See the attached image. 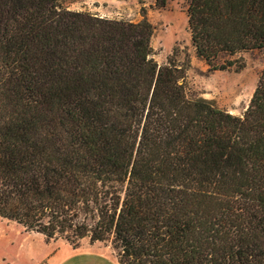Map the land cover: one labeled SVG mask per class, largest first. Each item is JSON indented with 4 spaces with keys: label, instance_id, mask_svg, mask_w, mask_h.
<instances>
[{
    "label": "trees",
    "instance_id": "1",
    "mask_svg": "<svg viewBox=\"0 0 264 264\" xmlns=\"http://www.w3.org/2000/svg\"><path fill=\"white\" fill-rule=\"evenodd\" d=\"M168 0H155L158 8ZM137 23L0 0V217L119 264H264V67L242 116L190 100ZM210 70L264 49V0H189Z\"/></svg>",
    "mask_w": 264,
    "mask_h": 264
},
{
    "label": "rangeland",
    "instance_id": "2",
    "mask_svg": "<svg viewBox=\"0 0 264 264\" xmlns=\"http://www.w3.org/2000/svg\"><path fill=\"white\" fill-rule=\"evenodd\" d=\"M189 0H168L166 7L158 8L155 0H60L61 5L71 11L88 12L101 18L137 23L142 19V11L153 28L151 46L153 59L160 66L177 50L175 57L179 65L188 58L185 79L186 96L190 100L199 98L213 102L217 107L234 116H242L264 67V49L240 52L227 59L242 62L244 67L235 71L210 70L202 59L196 56L191 45L187 26L186 9ZM17 225L0 223V250L7 251L16 259L23 258L32 264L33 260H43V264H116V252L111 241L100 242V246H89L88 238L78 249H72L65 241L46 244L39 234L20 235ZM63 240V239H62ZM108 247V248H106ZM110 250V251H109ZM100 252L103 257L98 254Z\"/></svg>",
    "mask_w": 264,
    "mask_h": 264
},
{
    "label": "crops",
    "instance_id": "3",
    "mask_svg": "<svg viewBox=\"0 0 264 264\" xmlns=\"http://www.w3.org/2000/svg\"><path fill=\"white\" fill-rule=\"evenodd\" d=\"M4 221H6V222H10V223H12V224H15V225H17L18 226V228L19 229H16V231L17 232H19V234L20 235H25V237L27 236V235H30V234H39V233H35V232H27V231H25L24 230V228L21 226V225H19V224H17V223H15V222H13V221H10V220H7V219H4V218H1L0 217V223L1 222H4ZM39 235H41V234H39ZM42 236V238H43V241H44V243H46V244H50V243H55L56 241H58V240H61V241H64V240H62V239H57V240H53V241H50V242H46L45 241V238H44V236L43 235H41ZM66 242V241H65ZM67 243V242H66ZM85 242H83L82 241V243H81V245L82 244H84ZM89 246H92V247H94V246H100V244H102V243H100V242H94V243H90V242H86ZM72 249H78L79 247H77V248H73L69 243H67ZM106 248H108V247H106ZM6 250V249H5ZM2 251V250H0V264H29L28 263V259H27V257L26 258H23V255H22V253L21 254H19L18 256L16 255V259L15 258H12L9 254H8V252L7 251ZM110 251V250H109ZM92 254H98L99 255V257H103L102 256V254L99 252H96V253H92ZM111 254L114 256V260H115V263L116 264H119L118 263V260H117V257L112 253V251H111ZM44 262H43V260H39V259H36V260H33V262H32V264H43Z\"/></svg>",
    "mask_w": 264,
    "mask_h": 264
}]
</instances>
